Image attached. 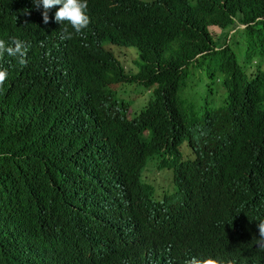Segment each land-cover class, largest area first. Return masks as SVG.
Returning <instances> with one entry per match:
<instances>
[{"label": "trees", "instance_id": "obj_1", "mask_svg": "<svg viewBox=\"0 0 264 264\" xmlns=\"http://www.w3.org/2000/svg\"><path fill=\"white\" fill-rule=\"evenodd\" d=\"M30 2L10 0L4 34L38 29L20 17ZM87 3L112 43L137 49V69L85 37L71 40L75 69L11 73L16 101L0 114V264H165L136 220L138 202L154 198L141 178L151 158L144 174L172 175L175 207L192 209L187 186H213L223 204L214 218L191 216L199 255L264 264L252 246L264 221V0ZM136 83L149 95L131 111L117 91Z\"/></svg>", "mask_w": 264, "mask_h": 264}, {"label": "clouds", "instance_id": "obj_2", "mask_svg": "<svg viewBox=\"0 0 264 264\" xmlns=\"http://www.w3.org/2000/svg\"><path fill=\"white\" fill-rule=\"evenodd\" d=\"M176 0H140V2H155L168 8ZM188 5L194 6L201 0H184ZM14 3L10 0H0V114L8 105L15 103V98L10 96L9 86L12 85L10 76L12 72L33 74L41 70L45 74L68 71L79 67V59L71 53V40L74 38L90 37L94 45H102L118 58L123 47L112 43L110 35L106 34L99 24L101 21L88 9L87 0H31L22 5L20 17L28 28L38 27L29 35H6L2 30L8 24V8ZM62 25L59 33L58 25ZM232 32L243 27L236 23L230 25ZM214 27V25H210ZM218 27V26H216ZM220 28V27H219ZM70 29V30H68ZM112 45H106L105 43ZM108 46L112 48H108ZM85 49L90 46L84 45ZM83 47V48H84ZM137 59V57L135 58ZM135 62V61H134ZM123 66V64H121ZM124 67V66H123ZM137 69V64L135 65ZM125 71L132 69H126ZM131 72H135L132 71ZM154 171H147L144 182L153 186L154 198L142 200L137 204L136 220L144 227L149 237V247L161 244L160 252L165 256V264H221V260L211 255H199L195 249L191 236V216L214 218L222 207V202L213 191H197L188 186L191 192V210L175 207L178 202L176 186L172 175L165 171H158L162 177L159 184L156 182ZM196 178V177H195ZM193 178L192 180H194ZM191 180V181H192ZM196 180V179H195ZM260 238L252 244L253 248L259 247L264 252V221L258 224ZM255 252L263 257L258 250ZM153 253L146 248L142 253V260L149 262ZM67 264H79L69 260ZM231 264H236L233 261Z\"/></svg>", "mask_w": 264, "mask_h": 264}, {"label": "rangeland", "instance_id": "obj_3", "mask_svg": "<svg viewBox=\"0 0 264 264\" xmlns=\"http://www.w3.org/2000/svg\"><path fill=\"white\" fill-rule=\"evenodd\" d=\"M231 26H228L225 31L228 34H231L232 30H231ZM210 31L212 33L213 36H216L217 34H219V32L221 31V28L219 27H210ZM223 39V36H222ZM106 45H112L111 43L106 42ZM123 47V46H120ZM108 48H112L110 46H108ZM125 49H122L119 53V58L121 59V64H123V66L128 69V68H132V71H136V57L138 55L137 49L130 46V47H123ZM240 58V57H239ZM135 61V62H134ZM139 61V59H138ZM142 88V86H140L139 84H128L124 87V89H121L119 91H117V98L119 100H125V101H129L130 102V108L131 111H133L136 108H139L140 106H142L143 102L148 98V92H144L143 94H138L137 92L139 91V89ZM155 158H151L148 160L146 166L144 167L143 171H142V179L145 178V176H148V174H144L145 170L147 168V166L149 164H153L155 163ZM153 175H155L156 178V182L159 184V182L162 181V177L161 175H159L158 171H154ZM144 177V178H143ZM154 195H155V190H154ZM156 196V195H155Z\"/></svg>", "mask_w": 264, "mask_h": 264}]
</instances>
